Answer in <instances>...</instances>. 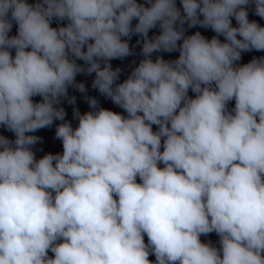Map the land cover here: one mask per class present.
<instances>
[{"label": "clouds", "instance_id": "9594fccd", "mask_svg": "<svg viewBox=\"0 0 264 264\" xmlns=\"http://www.w3.org/2000/svg\"><path fill=\"white\" fill-rule=\"evenodd\" d=\"M249 11L264 19V0H0L14 134L0 135V264H264V56L238 63L264 52V26ZM136 46L120 82L111 61ZM92 74L126 115L87 94L77 76ZM55 121L63 151L37 159L29 133Z\"/></svg>", "mask_w": 264, "mask_h": 264}]
</instances>
